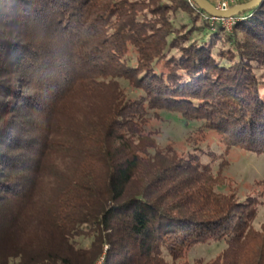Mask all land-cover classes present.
<instances>
[{"label": "trees", "instance_id": "1", "mask_svg": "<svg viewBox=\"0 0 264 264\" xmlns=\"http://www.w3.org/2000/svg\"><path fill=\"white\" fill-rule=\"evenodd\" d=\"M230 18L0 0V264H264V195L227 174L231 149L264 154V0Z\"/></svg>", "mask_w": 264, "mask_h": 264}, {"label": "rangeland", "instance_id": "2", "mask_svg": "<svg viewBox=\"0 0 264 264\" xmlns=\"http://www.w3.org/2000/svg\"><path fill=\"white\" fill-rule=\"evenodd\" d=\"M239 1L240 0L231 4L229 8L237 5ZM208 2L211 1L208 0ZM212 6L214 5L212 4ZM161 116V123L157 121L154 122V124H161L162 135L160 140L163 143L175 141L178 145H180L183 135L187 132L186 127H184V125L179 122L177 117L174 115L162 113ZM229 162L231 165H229L227 174L233 179L242 192L254 190L257 192L261 191L264 195V154L257 155L238 148H233L229 154ZM263 222L264 205L260 207L258 216L254 221V226L258 228ZM224 248V242L205 244L192 250L188 257L190 259L194 257H201L208 260L215 257Z\"/></svg>", "mask_w": 264, "mask_h": 264}, {"label": "water", "instance_id": "3", "mask_svg": "<svg viewBox=\"0 0 264 264\" xmlns=\"http://www.w3.org/2000/svg\"><path fill=\"white\" fill-rule=\"evenodd\" d=\"M201 10L215 19H227L241 12L248 11L256 7L261 0H250L245 3L237 4L225 11H220L212 6L207 0H192Z\"/></svg>", "mask_w": 264, "mask_h": 264}, {"label": "built area", "instance_id": "4", "mask_svg": "<svg viewBox=\"0 0 264 264\" xmlns=\"http://www.w3.org/2000/svg\"><path fill=\"white\" fill-rule=\"evenodd\" d=\"M211 3L217 8L218 10H226L230 7L231 4L235 3L238 0H209ZM231 20V22H230ZM222 23L225 27L230 28L233 19L227 18V19H222Z\"/></svg>", "mask_w": 264, "mask_h": 264}]
</instances>
